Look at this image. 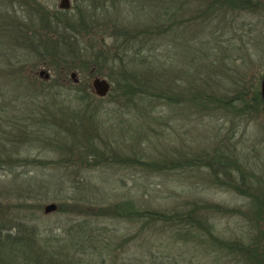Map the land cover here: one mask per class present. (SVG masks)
I'll return each mask as SVG.
<instances>
[{"label":"trees","instance_id":"1","mask_svg":"<svg viewBox=\"0 0 264 264\" xmlns=\"http://www.w3.org/2000/svg\"><path fill=\"white\" fill-rule=\"evenodd\" d=\"M0 1L15 4V0ZM30 1L33 3V0ZM74 3L73 9L53 12L43 6L35 7L34 3V8L25 4L30 10L33 9L34 18L23 26L13 22L10 15L6 16L8 22L5 21L6 12L0 11V19L3 17L4 20H0V28L3 24L7 31L3 37L9 42L15 43V38L18 45L24 44L25 51H29L37 61L30 63L25 60L22 64L8 62L0 67V170H8L11 175L20 167L42 165L43 162L29 161L20 156L25 146L29 145H40L58 154L61 160L53 163L57 169L63 167L69 170L77 162L91 167L106 161L142 166L147 171L158 173L205 167L211 184L248 199L247 207L228 209L203 200L185 199L180 205L172 206L171 211L161 212L138 206L132 198L106 206L73 198L69 204L59 203L57 211L80 215L79 220L64 228L62 234L45 231L47 235H43L39 226L31 223L33 212H28V208H32L29 201L36 197V189L29 200L23 198L26 204L16 207L24 211L20 215L14 213L13 204L4 196L7 192L2 193L3 185L0 184V264H79L75 254H88L106 260L107 252L111 250L109 242H103L98 247L97 240L112 238L104 229L94 227L91 221L111 219L139 226L138 236L160 224V232L167 234L169 240L186 246V264H264V167L263 173L255 172L242 161L235 145L230 148L227 144L192 158L185 156L181 159L164 155L160 160L140 161L134 154L109 152L107 148L111 146L106 144V136L111 129L104 126L98 115L99 109L91 102L92 99H101L89 91L86 82L80 80L73 85L68 79V74L73 71L87 78H107L111 83L109 95L112 99L129 101L136 97L143 104L153 100L162 101L170 109L172 119L178 116L186 121V111L201 119H224L233 129L232 134H235L240 121L247 123L259 113L264 114L261 76L253 81L245 76L237 80L232 77L234 81L230 95L223 96L207 91L205 86L196 85L195 76L188 72L185 77L193 80L194 87L190 82L186 84L183 79L180 82L171 77L166 85H159L153 73L155 69L169 64V74L174 75L172 62L180 60L170 59L175 49L171 45L176 44V48L180 46L176 38L182 40V48L188 47L192 55L202 53L197 49V42L203 44L207 53L211 54L207 48L210 40L204 42L201 36L186 39V30L192 26H221L222 39L228 31L225 29L234 27L239 15L262 14L264 3L261 0H163L157 3L154 18L139 19H135L130 11L148 8L134 0H74ZM191 7L192 14L188 15L186 8ZM7 26L13 27V34ZM104 36L111 38L110 45L101 40ZM208 36L216 41L214 31H209ZM241 38V44L232 48L234 53L245 47ZM261 38L264 36L261 35ZM9 42L2 46L6 47ZM228 50L224 46L220 51L224 54L221 57L224 63L228 59L225 56ZM0 54L9 60L5 53ZM167 54L171 62L164 59L163 56ZM197 58L203 59L199 55L194 59ZM36 64L37 67L41 64L51 70L53 78L45 81L36 77L27 68V65ZM64 89L71 90L67 95L78 102L76 107L56 109L45 102L33 100L44 98L53 101L65 93ZM26 96L33 98L31 104L21 101ZM141 108L145 109L143 106ZM145 115L149 117V112H145ZM224 141H230V138L224 135L221 142ZM101 142L106 149H102ZM47 164L49 166L50 162ZM56 179L59 180L55 176L47 179L41 183V187L48 192L57 186ZM44 197L37 199V202ZM235 215L248 219V240H225L216 234L212 219ZM121 240L128 245L129 239ZM168 255V264H180V256ZM154 263L159 264L157 261Z\"/></svg>","mask_w":264,"mask_h":264},{"label":"rangeland","instance_id":"2","mask_svg":"<svg viewBox=\"0 0 264 264\" xmlns=\"http://www.w3.org/2000/svg\"><path fill=\"white\" fill-rule=\"evenodd\" d=\"M134 1L138 4H144L149 9L130 11L135 19H139L142 17L154 18L157 3L163 0ZM201 1L203 2V0ZM261 1L264 3V0ZM0 2V11L6 12L4 20L8 22L9 19L6 16L10 15L9 18L19 26L30 23L31 19L34 18L33 9L30 10L25 4H29L32 8H34V4L35 7L43 6L49 12L60 10L58 8L60 0H33L34 4L30 0H15L13 5L3 1ZM69 4L70 8L73 9L74 0H69ZM110 11L112 10L110 9ZM192 11V7L190 9L186 8L188 15L192 14ZM261 12L262 14L258 13V15H239L234 22L236 25L226 28L225 31H228L222 39L223 28L221 26L205 25V28L192 26L186 30V39L193 40L194 36L195 39L201 36V40H204V42L210 40L211 43L207 45V48L211 54L207 53L203 44L197 42L196 44L199 47L197 49L202 53L197 54V56L192 55L191 51L188 52V47L182 48V40L176 38L175 40L180 46L176 48V44L171 45L175 49L174 52H171L170 59L173 57L180 60L172 62L174 75L169 74V64H166L163 68L154 70V79L160 82L159 85L163 86L166 85L169 77L178 81L183 79L184 83L190 82L194 87L193 80L191 78L187 80L185 77L186 72H188L195 76L196 85L199 87L205 86L207 91L228 96L230 95V89L233 87L234 80L232 77H236L237 80L245 76L251 81L260 76L262 78L264 73V38H261V35L264 36L263 8H261ZM188 15L187 17H189ZM2 18L0 20L4 21ZM2 26L0 28V49H2L0 52L5 53L9 60L3 58L0 54V67L8 62L13 64H22L25 60L30 61V63L37 62L34 57H31L29 51V53L25 51L26 46L24 44L18 45L15 38L13 39L15 43H12V41L9 42L8 39L3 37L7 35V31L3 24ZM8 28L13 34V27L7 26ZM204 29L205 31H203ZM209 31L215 32L216 41L208 36ZM100 32L108 34V32ZM101 33L99 35H102ZM240 36H242L241 40H243L245 47L243 50L234 53L232 48L241 44ZM101 40L105 41L106 45H110L112 41L107 36L102 37ZM8 42L12 43L11 46L10 44H6V47L2 46ZM224 46L229 49L225 55L228 58L225 63L221 60L224 54L220 52L224 49ZM198 55L202 56L203 59L197 58L195 60L194 58ZM163 57L168 61V54ZM206 57L209 58L206 59ZM193 59L195 61L191 64ZM38 66L37 64L35 66L27 65V68L31 70L30 72L33 71L36 77H38V71L43 69L50 74V78H53L51 70L41 64ZM73 72H76L78 82L80 80L86 82L89 91L94 94L91 87L94 77L87 78L86 75H82L80 72ZM70 73L68 79L71 81ZM73 85L77 84L73 83ZM64 90L65 93L53 101L44 98L31 99L37 103L45 102L49 107L56 109L67 108L68 106L76 107L78 102L67 95V92H71V90ZM109 93L104 98L96 96L102 101L91 100L93 105L99 109L98 115L101 121L105 123L104 126L111 129V133L106 136V139H108L106 144L111 146L107 148V151L117 152L120 155L134 154L142 161L147 159L160 160L164 155L180 159L185 156L192 158L203 152L214 150L220 145L227 144L230 148L235 145L237 152L241 153L242 158H240L242 161L251 166L255 172L263 173L264 114L259 113L247 123L246 121H240L239 125L237 124V131L232 134L233 129L228 121L224 119H201L192 113L188 114L187 111L186 121L179 119L178 116L172 119L170 109L162 101L156 102L153 100L151 103H144L146 104L144 105L136 97L129 101L115 100L112 99ZM31 99L26 96L21 101L31 104ZM142 106L145 109H142ZM147 111L149 117L145 115ZM150 113H152V116ZM156 116L157 118H155ZM224 135L229 137L230 141L221 142ZM100 144H102V149H106L103 148L102 142ZM25 147L20 155L22 158H27L29 161L43 162V164H37L33 168L20 167L11 175L8 170H0V184L3 185L1 191L3 194L7 192L4 196L8 197L7 200L13 204L14 213L17 212V214L22 215L24 211L17 210L16 207L26 204L23 198L29 200L28 198L35 192L33 190L36 189V197L29 201L32 208H28V212H33L31 223L39 226L41 231L44 232L43 235H47L45 231L62 234L64 228L70 227L79 220L80 215L61 213L57 210L49 214L43 212L44 207L48 204H55L56 206L61 202L69 204L73 198L83 202H91L92 205L98 203L97 205L104 206L111 202L132 198L138 206L150 207L161 212L171 211L172 206L180 205L185 199L189 201L203 200L211 204H220L228 209L240 207L246 209L247 207L248 199L218 185L211 184L208 169L205 167L186 168V170L175 173H158L147 171L142 166L109 163L108 161L96 166L84 167L77 162V159L74 168L68 170L60 167L57 169L53 163L61 160L58 154L43 149L40 145ZM49 162L50 165H46ZM53 176L59 178V180H55L58 181L57 186L47 192L45 187H41V185ZM18 190L21 191L17 192ZM42 197L45 199L37 202V199ZM36 205L40 206V210L35 207ZM212 222L215 225L216 234L221 238L225 240H248L246 234L250 231L249 222L242 215L216 216L212 219ZM91 224L96 228L104 229L110 234L111 240H97V246L101 247L103 242H109L111 250L107 252L106 260L88 254H75L74 257L79 260V264H155L154 261L159 264H168V253L171 256H180V264H186V246L169 240L167 234L160 232V224L139 234V236L137 235L139 226H132L126 222L112 219L92 220ZM121 239H129L128 245H124L123 241L125 240Z\"/></svg>","mask_w":264,"mask_h":264},{"label":"water","instance_id":"3","mask_svg":"<svg viewBox=\"0 0 264 264\" xmlns=\"http://www.w3.org/2000/svg\"><path fill=\"white\" fill-rule=\"evenodd\" d=\"M58 8L60 10H69L70 4L69 0H60ZM38 77L43 80H49L50 74L46 70H39L37 73ZM71 81L74 84L78 83L77 75L76 72H72L69 75ZM91 87L94 92V94L99 97V98H104L110 91L111 84L110 82L105 79V78H100V77H94L91 82ZM260 93H261V99H262V104L264 107V73L261 78L260 82ZM57 210V206L55 204H48L44 207L43 212L45 214H49L52 212H55Z\"/></svg>","mask_w":264,"mask_h":264}]
</instances>
